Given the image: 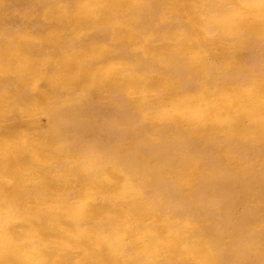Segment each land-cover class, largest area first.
<instances>
[{
  "label": "bare ground",
  "instance_id": "1",
  "mask_svg": "<svg viewBox=\"0 0 264 264\" xmlns=\"http://www.w3.org/2000/svg\"><path fill=\"white\" fill-rule=\"evenodd\" d=\"M0 264H264V0H0Z\"/></svg>",
  "mask_w": 264,
  "mask_h": 264
}]
</instances>
